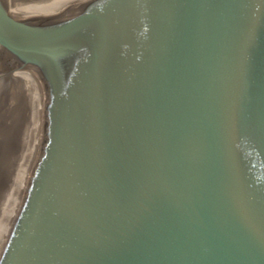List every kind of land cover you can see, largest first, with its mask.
I'll return each instance as SVG.
<instances>
[{"label": "water", "instance_id": "1", "mask_svg": "<svg viewBox=\"0 0 264 264\" xmlns=\"http://www.w3.org/2000/svg\"><path fill=\"white\" fill-rule=\"evenodd\" d=\"M0 0V264H264V0Z\"/></svg>", "mask_w": 264, "mask_h": 264}, {"label": "flooded vegetation", "instance_id": "2", "mask_svg": "<svg viewBox=\"0 0 264 264\" xmlns=\"http://www.w3.org/2000/svg\"><path fill=\"white\" fill-rule=\"evenodd\" d=\"M9 1V5H19L23 4L26 5L25 9L29 10L30 12L34 10L43 11L45 12V8L49 7H61L67 6V10L65 13L80 9L83 7L89 0H7ZM71 7H68V6ZM37 12V11H35ZM63 13V14H65ZM32 14V13H31ZM62 14V15H63Z\"/></svg>", "mask_w": 264, "mask_h": 264}, {"label": "bare ground", "instance_id": "3", "mask_svg": "<svg viewBox=\"0 0 264 264\" xmlns=\"http://www.w3.org/2000/svg\"><path fill=\"white\" fill-rule=\"evenodd\" d=\"M9 1H7L8 3ZM8 9L10 10V12L17 17H21V18H25V19H30V20H40V19H56L58 17H60L63 13L66 12L67 10V6H61V7H49L45 8V12L41 13V12H35L32 11L30 13V16H26L24 14L19 13L18 10L17 13L11 8V5H9V3L7 4ZM68 7H71L70 5ZM29 11V10H28ZM34 12L36 13V16L34 14Z\"/></svg>", "mask_w": 264, "mask_h": 264}, {"label": "rangeland", "instance_id": "4", "mask_svg": "<svg viewBox=\"0 0 264 264\" xmlns=\"http://www.w3.org/2000/svg\"><path fill=\"white\" fill-rule=\"evenodd\" d=\"M7 3V2H6ZM8 4V3H7ZM25 6L26 5H23V4H19V5H12L11 8L17 13L16 10L19 11V13L21 14H24L26 16H30V11H28L27 9H25ZM34 11H37V12H41V13H44L43 11H38V10H34ZM35 16H36V13L34 12Z\"/></svg>", "mask_w": 264, "mask_h": 264}]
</instances>
